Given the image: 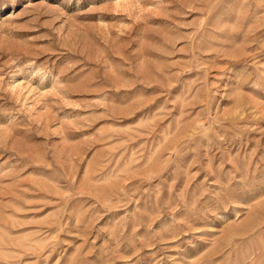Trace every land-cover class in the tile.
<instances>
[{
	"label": "rangeland",
	"instance_id": "rangeland-1",
	"mask_svg": "<svg viewBox=\"0 0 264 264\" xmlns=\"http://www.w3.org/2000/svg\"><path fill=\"white\" fill-rule=\"evenodd\" d=\"M0 264H264V0H0Z\"/></svg>",
	"mask_w": 264,
	"mask_h": 264
}]
</instances>
